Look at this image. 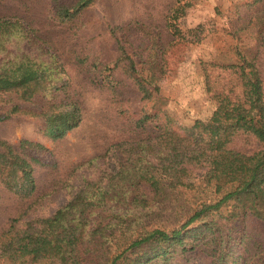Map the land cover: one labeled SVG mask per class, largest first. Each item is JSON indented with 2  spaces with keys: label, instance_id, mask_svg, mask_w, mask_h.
Wrapping results in <instances>:
<instances>
[{
  "label": "trees",
  "instance_id": "1",
  "mask_svg": "<svg viewBox=\"0 0 264 264\" xmlns=\"http://www.w3.org/2000/svg\"><path fill=\"white\" fill-rule=\"evenodd\" d=\"M95 1L49 0L50 14L61 25L71 24ZM191 6V1L176 0L169 11L163 28L174 42L201 40L199 26L187 31L189 38L179 26ZM110 31L123 35L116 37L114 66H84L88 81L103 87L121 68L141 99L150 101L165 73L163 48L153 41L141 72L123 42L129 28L112 26ZM236 55V63L222 66L231 74L226 86L215 88L207 77L206 91L215 104L207 120L187 127L166 113H143L134 129L146 137L113 146L118 155L114 170L84 180L51 216L23 228L9 226L0 234V264H185L191 256L197 264H264L263 253L251 255L246 248L244 226H225L215 219L231 225L248 217L264 222V80L257 54ZM0 102L10 103L0 111V122L12 115L36 119L52 140L63 138L83 118L60 56L35 29L11 16L0 17ZM35 102L40 103L35 110L22 106ZM239 136L255 140L259 148L234 150L230 144ZM35 149L26 140L15 146L0 139V187L21 201L36 190L34 170L49 166L50 152ZM181 188L199 191L189 206L172 195L177 226L148 227V194L159 199L167 190L174 194Z\"/></svg>",
  "mask_w": 264,
  "mask_h": 264
},
{
  "label": "rangeland",
  "instance_id": "2",
  "mask_svg": "<svg viewBox=\"0 0 264 264\" xmlns=\"http://www.w3.org/2000/svg\"><path fill=\"white\" fill-rule=\"evenodd\" d=\"M188 1L192 6L179 20V26L186 38L190 36L187 31L200 27L201 40L195 44L174 42L163 28L176 0H96L77 21L67 25L52 19L49 0H0V17L20 18L60 56L70 88L81 101L83 115L81 124L58 140L44 136L38 121L30 117L12 115L0 122V139L15 146L26 140L37 152L43 148L51 154L45 160L49 166L38 167L33 172L36 190L29 200L21 201L0 187V234L9 226L23 228L33 219L51 216L84 180L114 170L118 166V155L113 146L146 137V133L134 129L135 121L143 113H157L160 117L166 113L178 125L187 127L195 120H207L215 109L211 95L206 91L207 77L215 88L226 86L231 74L222 66L236 63L237 51L247 56L257 54L264 80V2ZM112 26L129 28L123 42L141 72L146 68L153 41L163 48L165 73L158 82V94L148 102L141 99L137 87L121 68L103 87L88 81L84 66L91 63L98 68L106 64L114 66L118 55L116 37L123 38V35L114 36L110 31ZM9 105L0 102V111ZM39 105L35 102L22 106L35 110ZM147 131L151 133L152 128ZM230 147L252 153L259 145L253 139L239 136ZM198 174L194 173L197 180ZM198 191L181 188L171 194L167 190L159 199L149 193L152 215L144 219V223L166 230L176 227L172 195L180 200V204L189 206L198 198ZM215 219L225 226H244L248 236L246 248L250 254L259 250L264 255L263 221L248 217L243 223L231 225L217 216ZM236 242L231 243L234 248ZM183 262L197 264L193 256Z\"/></svg>",
  "mask_w": 264,
  "mask_h": 264
}]
</instances>
